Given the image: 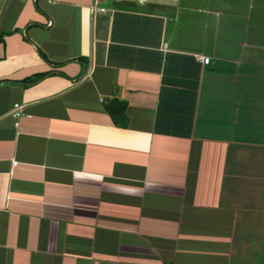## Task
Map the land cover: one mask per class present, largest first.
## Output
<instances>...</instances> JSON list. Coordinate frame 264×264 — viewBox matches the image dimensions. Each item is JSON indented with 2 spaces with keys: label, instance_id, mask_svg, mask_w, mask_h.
I'll use <instances>...</instances> for the list:
<instances>
[{
  "label": "crops",
  "instance_id": "crops-1",
  "mask_svg": "<svg viewBox=\"0 0 264 264\" xmlns=\"http://www.w3.org/2000/svg\"><path fill=\"white\" fill-rule=\"evenodd\" d=\"M0 264H264V0H0Z\"/></svg>",
  "mask_w": 264,
  "mask_h": 264
},
{
  "label": "built area",
  "instance_id": "built-area-1",
  "mask_svg": "<svg viewBox=\"0 0 264 264\" xmlns=\"http://www.w3.org/2000/svg\"><path fill=\"white\" fill-rule=\"evenodd\" d=\"M93 9L95 12H100V13L105 12V8L97 7L95 3L93 4ZM199 59L203 64H206L209 61L208 57L201 56L199 57ZM84 77H89V73L87 72ZM10 114L14 119H16L15 125L17 126L18 125L17 119L24 115L22 105L18 103L14 104Z\"/></svg>",
  "mask_w": 264,
  "mask_h": 264
},
{
  "label": "trees",
  "instance_id": "trees-1",
  "mask_svg": "<svg viewBox=\"0 0 264 264\" xmlns=\"http://www.w3.org/2000/svg\"><path fill=\"white\" fill-rule=\"evenodd\" d=\"M120 111H122V109Z\"/></svg>",
  "mask_w": 264,
  "mask_h": 264
}]
</instances>
